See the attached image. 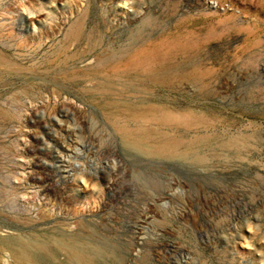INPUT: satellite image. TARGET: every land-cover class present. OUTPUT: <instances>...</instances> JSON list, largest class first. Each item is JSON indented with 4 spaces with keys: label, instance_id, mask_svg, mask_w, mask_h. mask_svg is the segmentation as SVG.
<instances>
[{
    "label": "rangeland",
    "instance_id": "rangeland-1",
    "mask_svg": "<svg viewBox=\"0 0 264 264\" xmlns=\"http://www.w3.org/2000/svg\"><path fill=\"white\" fill-rule=\"evenodd\" d=\"M0 8V264H264V0Z\"/></svg>",
    "mask_w": 264,
    "mask_h": 264
},
{
    "label": "bare ground",
    "instance_id": "bare-ground-1",
    "mask_svg": "<svg viewBox=\"0 0 264 264\" xmlns=\"http://www.w3.org/2000/svg\"><path fill=\"white\" fill-rule=\"evenodd\" d=\"M6 1H7V0H6ZM53 1H54V0H53ZM30 2H31V1H30ZM211 2H212V1H211ZM3 3H4V2H3ZM6 3H7V2H6ZM10 3H11V2H10ZM28 3H29V2H28ZM8 4H9V3H8ZM210 4L213 6L214 2H212V3H210ZM2 6H3V5H2ZM23 6H24V5H23ZM25 6H26V4H25ZM25 6H24V7H25ZM209 6H210V5H209ZM214 6H215V5H214ZM53 7H54V6H53ZM3 8H4V7H3ZM25 8H26V7H25ZM0 9H1V8H0ZM46 9H47V8H46ZM3 10H5V9H3ZM43 11H44V10H43ZM43 11H42V12H43ZM16 12H17V11H16ZM47 12H48V11H47ZM0 13H1V11H0ZM6 13H7V12H6ZM10 13H11V11H10ZM43 13H44V12H43ZM45 13H46V12H45ZM49 13H50V12H49ZM50 14H51V13H50ZM39 15H40V14H39ZM4 16H5V15H4ZM4 16L2 15L3 18H4ZM47 16H48V15H47ZM47 16H46V17H47ZM0 17H1V16H0ZM14 17H15V16H14ZM30 17H31V16H30ZM32 17H33V16H32ZM26 18H27L26 16H24V17L21 18V26H22V25L24 26L25 24H27V23H26ZM44 18H45V17H44ZM8 19H9V18H8ZM14 19H15V18H14ZM4 20H5V19H4ZM16 20H17V18H16ZM34 20H35V19H34ZM10 21H12V20H10ZM7 23H8V22H7ZM7 23H3V26H2V27L0 26V27H1L2 29H4L5 31L8 30L9 28H11V24H12V23L7 24ZM16 23H17V22H16ZM1 24H2V22H1ZM15 26H16V25H15ZM14 29H15V28H14ZM11 30H12V29H11ZM11 30H10V31H11ZM0 31H1V30H0ZM3 32H4V31H3ZM11 32H13V31H11ZM1 34L4 35L5 33H1ZM1 39H2V37H1ZM5 40H6V39H4V41H5ZM7 41H8V40H7ZM7 41H6V42H7ZM25 45H26V44H25ZM21 46H22V45H21ZM101 58H102V57H101ZM99 61H100V60H99ZM115 64H116V63H115ZM118 64H119V63H118ZM98 78H99V77H98ZM1 234H2V233H1Z\"/></svg>",
    "mask_w": 264,
    "mask_h": 264
}]
</instances>
